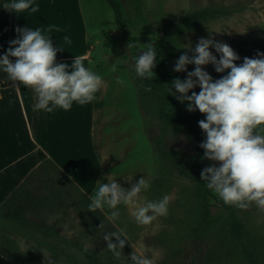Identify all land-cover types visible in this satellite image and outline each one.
<instances>
[{"label":"rangeland","instance_id":"rangeland-1","mask_svg":"<svg viewBox=\"0 0 264 264\" xmlns=\"http://www.w3.org/2000/svg\"><path fill=\"white\" fill-rule=\"evenodd\" d=\"M120 4L139 57L119 32L106 0H94L93 66L99 87H77L97 94L96 189L87 199L53 169L37 174L9 211L10 219L0 221L7 227L0 230L1 255H15L17 262L9 257L12 264H78L83 251L102 253L107 264H264V139L215 137L223 170L219 192L233 204L243 237L232 228L228 212H221L216 223L204 224L198 191L205 169L186 131L160 119V102L141 75L142 62L149 70L161 68V61L165 74L189 88L163 96L169 113L183 115L202 104L222 103L251 109L264 124V75L252 65L264 53L244 56L232 49L247 41L264 44V0ZM0 10V54L6 58L7 0H0ZM29 46L34 47L31 59L42 58L41 46ZM50 63H31L35 75L26 84L56 83L44 73L56 70ZM18 82L22 100L15 90L9 99L15 117L29 120L32 160L61 143L65 154L60 160L74 171L83 167L78 152L86 141L83 123L87 131L91 125L87 110L79 121L76 110L34 109L31 104L40 94L23 93L25 85ZM39 118L46 119L45 136L39 135ZM66 146L74 150L72 157Z\"/></svg>","mask_w":264,"mask_h":264},{"label":"crops","instance_id":"crops-1","mask_svg":"<svg viewBox=\"0 0 264 264\" xmlns=\"http://www.w3.org/2000/svg\"><path fill=\"white\" fill-rule=\"evenodd\" d=\"M7 12L6 58L0 54V208L46 162L56 166L74 188L90 197L99 180L100 165L94 150L96 101L77 87H99L100 79L93 66L96 50L92 25L94 0H7ZM29 44L41 46L42 58H30L34 47L31 50ZM50 62H54L56 70L44 73L57 80L56 83L49 80L46 85L36 87L26 84H31L30 79L35 75L29 70L31 63L50 65ZM19 79L25 85L23 93L40 94L38 102L31 104L34 109L76 110L79 121H82V111L87 110L91 125L87 131L83 123L86 141L78 152L80 157L83 156V167H76L74 171L71 164L60 160L65 154L60 150L61 143L51 145V153L44 152L32 160L29 120L15 117L13 102L9 99L15 90L18 100H22ZM52 124L55 123L50 122ZM46 127V119L39 118V135H46ZM69 151V157H72L74 150ZM48 168L55 171L51 165H47Z\"/></svg>","mask_w":264,"mask_h":264},{"label":"trees","instance_id":"trees-1","mask_svg":"<svg viewBox=\"0 0 264 264\" xmlns=\"http://www.w3.org/2000/svg\"><path fill=\"white\" fill-rule=\"evenodd\" d=\"M130 1L138 4L141 2V0ZM106 3L113 10L119 32L131 41L133 56L139 57V50L136 44L137 39L131 38L130 32L126 29L123 7L120 4V0H106ZM107 37H110L109 34H107ZM232 49L239 55L255 56L258 53H264V44L261 45L247 41L233 44ZM160 64L161 68L153 65L147 70L144 66V62H142L141 75L146 87L150 90V93L160 102V119L170 127H178L186 131L193 143L194 153L205 169L198 191L200 218L204 224H214L219 220V214L221 212H228L231 215L232 228L235 230L237 236L242 238L244 226L238 218L233 204L228 199L223 198L219 192V185L223 180V170L219 156L220 150L215 137L218 134H230L240 137L245 135H255L264 139V124L261 122L257 112L242 106H231L222 103L202 104L183 115L167 112L165 110L166 108H163V96H165L168 91L174 92L178 89L185 92L189 88L182 79L178 80L174 76H168L165 74V66L161 61ZM252 65L259 69L264 75V58L255 60ZM137 69L138 68H134L133 71H138ZM165 88H167L166 91L162 90ZM86 94L92 97L94 101L97 100V94L95 92L87 91ZM261 95L264 98V89L261 90ZM47 165H51L56 172L65 176L56 166L49 164L48 162L39 166L38 169L32 173L1 206L0 221L5 222L10 219V215L8 214L9 211H11L14 208L15 203L27 193V188L35 176L43 173L47 169ZM76 190L79 194L88 199V197L82 194L78 189ZM6 229V226H0V230L6 231ZM82 253L83 258L79 260L78 264H107L102 253L96 251H83ZM9 257L17 262L15 255L8 253V257H5L0 253V264H12ZM15 262L13 263L16 264Z\"/></svg>","mask_w":264,"mask_h":264}]
</instances>
